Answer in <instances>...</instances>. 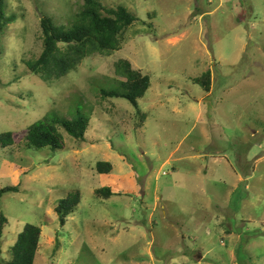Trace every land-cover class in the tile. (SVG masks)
<instances>
[{"label":"rangeland","instance_id":"obj_1","mask_svg":"<svg viewBox=\"0 0 264 264\" xmlns=\"http://www.w3.org/2000/svg\"><path fill=\"white\" fill-rule=\"evenodd\" d=\"M3 1L0 133L14 144L0 147V189L18 190L0 196V264L27 223L41 228L34 264H264V0H99L137 18L121 48L50 83L26 65L39 19L70 26L84 0ZM121 59L150 77L140 114L102 93L121 88ZM208 71L209 91L196 81ZM76 110L84 141L26 146L29 125ZM76 190L61 226L55 207Z\"/></svg>","mask_w":264,"mask_h":264},{"label":"trees","instance_id":"obj_2","mask_svg":"<svg viewBox=\"0 0 264 264\" xmlns=\"http://www.w3.org/2000/svg\"><path fill=\"white\" fill-rule=\"evenodd\" d=\"M15 20L14 16H6L4 1L0 0V32L6 24ZM137 20L136 16L126 7H105L99 0H84L83 7L76 13L70 26L55 24L48 16L39 19L41 33V52L34 60H27L28 69L37 74L44 82L60 79L77 69L80 63L94 54H109L121 48V37L124 31ZM117 73L125 78L120 81L118 90H102L105 97L123 98L138 110L137 99L145 95L150 87V77L133 69L130 62L121 59L116 63ZM205 90L210 89V72H205L196 79ZM140 114V113H139ZM138 115V114H137ZM89 116L81 110H76L72 118L60 117L57 113H47L42 119L35 121L26 129L25 142L27 147L51 150L63 148V132L77 141H84L88 130ZM14 133H0V147L5 148L14 144ZM98 173L107 174L112 165L108 161H98L95 166ZM18 187L5 186L0 189V196L5 192H16ZM97 197L109 198L116 194L110 187L96 188ZM79 191L70 192L66 198L59 201L55 207L60 225L65 222L79 203ZM7 218L0 212V247L3 229ZM41 228L34 224H25L16 241L9 248V260L2 264H34L37 253ZM1 252V248H0Z\"/></svg>","mask_w":264,"mask_h":264}]
</instances>
